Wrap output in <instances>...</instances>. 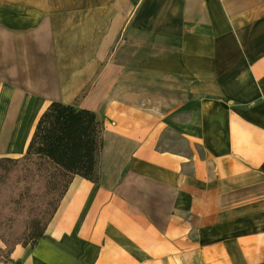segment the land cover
<instances>
[{
  "label": "crops",
  "instance_id": "crops-1",
  "mask_svg": "<svg viewBox=\"0 0 264 264\" xmlns=\"http://www.w3.org/2000/svg\"><path fill=\"white\" fill-rule=\"evenodd\" d=\"M53 100L95 111L99 179L75 175L0 264H264V0H0V155ZM223 101L260 102L242 112L253 140H225ZM168 127L188 152L159 146Z\"/></svg>",
  "mask_w": 264,
  "mask_h": 264
},
{
  "label": "trees",
  "instance_id": "trees-1",
  "mask_svg": "<svg viewBox=\"0 0 264 264\" xmlns=\"http://www.w3.org/2000/svg\"><path fill=\"white\" fill-rule=\"evenodd\" d=\"M102 125L95 111L50 101L22 154L0 155V262L16 244L34 245L75 175L99 179Z\"/></svg>",
  "mask_w": 264,
  "mask_h": 264
},
{
  "label": "rangeland",
  "instance_id": "rangeland-1",
  "mask_svg": "<svg viewBox=\"0 0 264 264\" xmlns=\"http://www.w3.org/2000/svg\"><path fill=\"white\" fill-rule=\"evenodd\" d=\"M121 35H122V31L119 33V36H118V40L119 41L122 39ZM93 83H94V81L91 80V82H89V84H87L88 87L83 89V91L81 92V94L79 96V99H80V97H82L84 95V93H86V91L91 87V85ZM178 96H180V95L178 94ZM174 97L177 98V95H174ZM221 103H222L221 107H223V109L221 110V107L218 108V111L221 112V116H219L218 118H224V120L221 122V124L225 125V123H229V126H230L229 127L230 130H229V132H227L225 140L227 142H229L230 140L234 141L236 143L237 147H239V145L241 144L242 141L253 140V137L255 136V133L251 132V131H248V130H245L242 127V126H245V125L247 126V125L251 124V122L249 120H247V119H246L245 122L242 121V119H241V118H243L242 117V112H243V110L244 111H248L250 109H253L252 106L257 104V103H260V102H251V105L246 104L247 106H245L241 102H233V101H230L228 103L226 101H223ZM212 109L215 112L216 107L213 106V108H211V110ZM229 112H230V115H229V117H227V113H229ZM262 113L264 115V110H262ZM237 117L239 119H237ZM8 119H9V117L6 119V121ZM10 121L11 120H8L6 122V124L4 125L5 128L3 130L4 132L1 133V137H0V153L3 152V147L2 146H3V144H4V142H5L6 138H7V135H8V129L10 127V125H9ZM257 135H256V137H257ZM247 138H249V139H247ZM187 140H189V139H187L186 137H183L178 132H173L172 129L168 127L167 129H165V131L162 132L158 144H159V146H161L163 148L167 144L173 142L174 146H175V149L188 152L187 148L189 146V142ZM18 153L19 152H11V153H8L7 155L17 156V155H19ZM150 189H151V193H154V194H156L158 192H161V191H159L161 189L156 187V186L150 185ZM157 199H161L163 201V203H164L166 197H160V198L159 197H154V198H151V200H154V201H156ZM155 215H157V214H155ZM16 245H21V244L18 243ZM0 247H2V248L5 247L4 244L1 242V240H0ZM11 252H10V254H11ZM202 253H204V251L203 252H198L196 255L184 254L181 257V260H179V261H177L175 263L170 261L169 264H207V261H203L202 260V256H201ZM10 254H9V256H10ZM209 264H211V263H209ZM212 264H241V262H240L239 258H237V254H230L229 251H226L224 254L221 253L220 256H219V260L218 261H214Z\"/></svg>",
  "mask_w": 264,
  "mask_h": 264
},
{
  "label": "bare ground",
  "instance_id": "bare-ground-1",
  "mask_svg": "<svg viewBox=\"0 0 264 264\" xmlns=\"http://www.w3.org/2000/svg\"><path fill=\"white\" fill-rule=\"evenodd\" d=\"M21 131H22V126L18 129L17 134L15 135L16 140L19 139Z\"/></svg>",
  "mask_w": 264,
  "mask_h": 264
}]
</instances>
